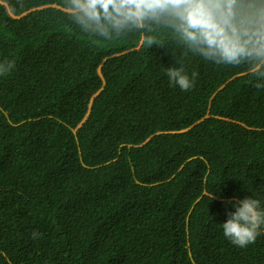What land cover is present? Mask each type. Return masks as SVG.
<instances>
[{
	"label": "trees",
	"instance_id": "obj_1",
	"mask_svg": "<svg viewBox=\"0 0 264 264\" xmlns=\"http://www.w3.org/2000/svg\"><path fill=\"white\" fill-rule=\"evenodd\" d=\"M72 7L0 0V264H264V227L243 248L221 227L225 200L264 208L258 58L207 60L166 15L104 39ZM233 14L259 47L264 0Z\"/></svg>",
	"mask_w": 264,
	"mask_h": 264
},
{
	"label": "clouds",
	"instance_id": "obj_2",
	"mask_svg": "<svg viewBox=\"0 0 264 264\" xmlns=\"http://www.w3.org/2000/svg\"><path fill=\"white\" fill-rule=\"evenodd\" d=\"M235 0H71L68 14L85 33L104 39L120 36L130 28H143L148 20H157L166 15L174 18L180 38L186 45L207 60L217 63L239 65L242 59L258 58L250 72L264 79V37L259 47H247L233 23ZM67 7V5H65ZM155 43L146 37L147 46ZM10 61L0 63V75L12 70ZM169 83L182 91L193 87V82L182 69H169ZM262 88L264 84L256 83ZM216 198L209 194V201ZM226 219L221 223L223 235L237 247L253 243L264 227V208L260 201L245 196L239 200L223 201ZM234 209L229 211L228 206ZM38 233H33L35 239Z\"/></svg>",
	"mask_w": 264,
	"mask_h": 264
}]
</instances>
